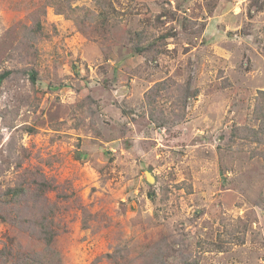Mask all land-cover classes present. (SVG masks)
Segmentation results:
<instances>
[{"label":"rangeland","instance_id":"rangeland-1","mask_svg":"<svg viewBox=\"0 0 264 264\" xmlns=\"http://www.w3.org/2000/svg\"><path fill=\"white\" fill-rule=\"evenodd\" d=\"M260 90L264 0H0V264H264Z\"/></svg>","mask_w":264,"mask_h":264},{"label":"trees","instance_id":"trees-1","mask_svg":"<svg viewBox=\"0 0 264 264\" xmlns=\"http://www.w3.org/2000/svg\"><path fill=\"white\" fill-rule=\"evenodd\" d=\"M64 1L68 2V0H64ZM31 79H34L33 76L31 77ZM175 83L176 82L174 80H172L170 78H166V79H163L162 81H159V82L155 83L154 86H156L158 90H159V88L161 90V89H166L167 86H169L170 84L174 85ZM190 93H193V95H195V92H190L189 86L185 87V96L182 95L183 101H185L184 97H187L188 95H190ZM259 93L260 94H264V91L260 90ZM256 105L260 109L261 104H256ZM12 192H13V190L11 191V193ZM18 193H21V191H19V190L18 191H14L13 194L17 195ZM2 218H4V217L2 216ZM15 224H18L17 223V218H16V223ZM37 225L39 226V231H41L42 234H43V238H44L45 243L48 244L52 240V234L50 232V227H51L50 221H48V224L46 226L43 225V223H41V225L37 223ZM39 255H40V258H35V254L34 253L29 254V252H27L23 256L22 255L21 256H16L15 259L18 260V262L21 263V264H52L50 262L49 256L47 257V256H42L41 254H39ZM5 260H6V258H4V262H5Z\"/></svg>","mask_w":264,"mask_h":264},{"label":"water","instance_id":"water-1","mask_svg":"<svg viewBox=\"0 0 264 264\" xmlns=\"http://www.w3.org/2000/svg\"><path fill=\"white\" fill-rule=\"evenodd\" d=\"M144 174H145V180H146L148 183L154 181V176L151 174L150 171H145Z\"/></svg>","mask_w":264,"mask_h":264}]
</instances>
